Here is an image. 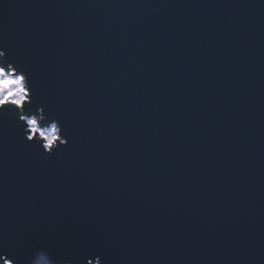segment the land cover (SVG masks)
Returning a JSON list of instances; mask_svg holds the SVG:
<instances>
[{"label": "water", "instance_id": "obj_1", "mask_svg": "<svg viewBox=\"0 0 264 264\" xmlns=\"http://www.w3.org/2000/svg\"><path fill=\"white\" fill-rule=\"evenodd\" d=\"M0 43L71 140L0 134L17 264H264V0H0Z\"/></svg>", "mask_w": 264, "mask_h": 264}, {"label": "snow or ice", "instance_id": "obj_2", "mask_svg": "<svg viewBox=\"0 0 264 264\" xmlns=\"http://www.w3.org/2000/svg\"><path fill=\"white\" fill-rule=\"evenodd\" d=\"M0 53H3L0 58V70L8 76L23 77L29 93L28 103H25L23 108L11 104L0 107V134L11 129L27 142L28 147L38 150L42 155L55 156L60 152L61 146L66 148L71 142L66 121L42 94L30 67L15 55L10 57L8 48L2 43ZM34 115L41 117L39 122L41 129L55 122L54 127L58 129V134L54 142L48 141L39 132L32 134L30 125L33 123L31 117ZM94 255L95 264H105L101 254ZM0 261H3V264H17L18 261L15 247L6 241H0ZM87 264H93V260H88Z\"/></svg>", "mask_w": 264, "mask_h": 264}, {"label": "clouds", "instance_id": "obj_3", "mask_svg": "<svg viewBox=\"0 0 264 264\" xmlns=\"http://www.w3.org/2000/svg\"><path fill=\"white\" fill-rule=\"evenodd\" d=\"M2 56L3 53H0V58ZM28 100L29 93L24 78L21 76H8L0 70V107L11 104L17 108H23V105L28 103ZM40 119L41 117L39 115L31 117L33 123L30 125V131L32 134L39 132L42 137L54 142L58 134V129L54 127L55 122H53V125L41 129L39 127Z\"/></svg>", "mask_w": 264, "mask_h": 264}]
</instances>
